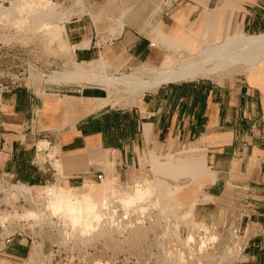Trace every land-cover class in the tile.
Instances as JSON below:
<instances>
[{
	"label": "crops",
	"instance_id": "1",
	"mask_svg": "<svg viewBox=\"0 0 264 264\" xmlns=\"http://www.w3.org/2000/svg\"><path fill=\"white\" fill-rule=\"evenodd\" d=\"M203 1H208L210 10L214 0H183L181 5H187L171 17L173 24L160 21V31L172 35L175 27L180 32L182 27L192 29L208 13ZM215 1L225 18L237 11L236 6L227 8L231 3L247 6L244 31L264 28V0ZM194 14L198 18L191 22ZM68 32L77 60L103 58L108 74H129L148 65L161 67L170 53L153 43L157 32L151 39L131 26L100 45L94 41L96 36H88L86 27L72 26ZM87 41H91L89 47H80ZM248 67L249 74L233 82L217 83L212 78L170 82L147 91L138 104H107L91 112L84 111L90 101L100 98L93 87L44 93L16 86L8 95L11 113L6 123L10 128L0 133V177L27 185L61 180L51 152H57V165L62 162L68 181L98 180L100 173L107 176V167L114 170L109 173L120 170L122 176L123 171L140 165L145 150H176L195 143L185 151L206 150L210 159L209 175L198 195L205 201L195 202L194 188L186 194L182 188L175 194L176 204L190 205L196 219L249 230L233 264H264V73ZM79 87L81 96L76 94ZM47 101L51 104L45 111ZM42 142L48 147L40 148ZM40 153L45 155L43 162L38 161ZM12 245L10 252L16 258H26L22 242Z\"/></svg>",
	"mask_w": 264,
	"mask_h": 264
},
{
	"label": "rangeland",
	"instance_id": "2",
	"mask_svg": "<svg viewBox=\"0 0 264 264\" xmlns=\"http://www.w3.org/2000/svg\"><path fill=\"white\" fill-rule=\"evenodd\" d=\"M51 1L60 5L58 12L71 11L73 14V16H70V20L67 19L60 22V25L63 26V32L59 34L58 38L48 33L21 31L13 24L12 18H6L2 21L3 23L0 22V133H5L10 128L9 122L6 123V118H9L8 115L11 113L8 105V95L16 86H23L30 90H36V92L52 93H59L66 89L73 91V89L77 88L76 86H90L93 87L92 90L100 97L98 99L102 101L110 100L109 104L115 106L138 104L142 102L147 92L137 99L122 91H115L98 83L87 82L84 80L85 76L78 74L76 71L75 63L81 61L77 60L75 56L74 47L72 46L73 42L69 37V27L76 25L86 27L89 37H97L94 41L96 40L98 45L118 37V35L115 36L111 33L104 22L95 24L90 16V13L96 11L106 0H84L83 7L75 5L78 0ZM171 2L172 0L147 1L146 4L141 6L138 15L132 18L131 23H127L125 26H131L151 38L150 30H152V26L149 23H152L156 28L158 27V29L161 28L160 24H163L160 22L162 20L173 24L171 17L179 9L187 5V2L184 5H181L180 2L177 6L170 8ZM216 6L217 2L214 0L211 3L213 8L210 7L209 11L216 9L218 7ZM234 6H236L237 11L232 14L227 13L226 18L222 12L217 19L218 26L212 37L214 42L217 43L223 38L224 30L231 35L238 32L247 35L264 33V28L260 30L259 27L256 29L247 27L244 31L242 22L247 6L245 4L231 3L227 8L236 9ZM197 18L198 15H192L191 22L196 21ZM7 19L10 20V23L7 22ZM223 24L225 26L224 30ZM65 26L68 32V39ZM161 49L163 53L167 51L164 46ZM250 70L251 67L243 66L225 76L209 80L217 83L233 82L236 79L247 76ZM97 72L102 73L103 70ZM109 75L121 76V74ZM197 80L208 81L206 78ZM76 94L81 96L83 92L77 91ZM125 95L126 97H124ZM124 98H126V101L129 100V104L124 101ZM130 98H134L135 102L130 100ZM194 145L195 143L182 144L176 150L162 149L160 152L152 149L145 150L140 154V165L132 167L128 171H123L122 176H120V170L114 174L109 173V171H114L113 168H104L107 176L102 182L95 179H87L80 183L68 181L62 162H60L61 166L57 165L58 160L55 159L57 152H51L49 156L54 166L56 168L58 166L57 169L62 179L33 185L35 186L33 196H36L37 203L28 199L29 196H11V186L20 182L10 177H0V264H29L34 248L37 249V256L33 264H214V262L216 264H233L241 253V249L248 238L249 230L244 232L234 227V225L223 224L218 226L216 223L196 219L194 211L184 216L180 215L178 220L173 217H170L169 221L157 219V209H169L176 204L175 194L180 188H183L182 194H186L187 190L196 188L198 191L194 197L195 202L205 201L204 199L200 200L198 195L201 188L204 187V179L209 175L210 159L206 150H201L200 153L194 151L193 157H188L192 159L190 161L191 169L187 172L190 173L187 174L189 176H182L184 174L181 171L177 173L178 171L172 170V172H169L164 168H161L164 170H160L159 166L163 162L171 161L176 163V154L182 153L190 147H194ZM46 147H48L46 142L40 143V148ZM38 161H45V155L40 153ZM172 167L176 168L177 166L175 164ZM109 182H113L118 186V189H123L124 192L133 195L138 192L141 193L140 189L144 190L142 193H146L145 185L154 186L155 192L162 191L165 195L158 196L154 194L148 199L145 198L141 202L131 204L132 206L129 205L130 207L128 208L120 203L119 197H115L113 199L114 202L110 206L112 211H107L108 213L103 216V221L100 222V225H96L97 228H90V231L83 233L84 235L82 234V236H80L81 231H79L80 233L78 232L80 228L66 222L61 215L53 216L50 221L46 220L44 222L38 217L35 222L36 218H33L35 220L32 218L29 220V218L23 216L28 210L46 209V205L49 202V194L47 190L40 191L39 186H64L68 191L77 189L82 195L92 193L99 197ZM71 186L78 187L74 189ZM142 187L145 189H142ZM155 200H159V203L156 204ZM113 209L117 213H114ZM17 215L18 217H16ZM108 215L111 216L113 221ZM22 216L23 218H21ZM110 220L112 224L114 223L113 225H110ZM119 221L121 222L120 224L123 223L122 229H117ZM139 221H143V223L139 224ZM126 224L129 225L127 226ZM104 225H108L107 230H105ZM109 228H115L117 231L115 230L116 232H114L112 230L109 236L107 234L111 230ZM95 229L98 232H93ZM130 230H132L133 234L132 232L130 233ZM101 232L103 233L102 236H100ZM194 232L197 243L196 241L191 242L188 240L189 234ZM93 234H97L99 237H94ZM91 235L94 239H90ZM212 235L217 236L216 242L211 241ZM172 236L173 238L171 239ZM202 240L208 242L205 249L201 248ZM17 241L23 243L22 247L25 248L27 253L26 258H16L10 252L12 244H16ZM168 254H172L173 258L171 260H168ZM211 256L214 257L211 258ZM222 258L225 260L223 261Z\"/></svg>",
	"mask_w": 264,
	"mask_h": 264
},
{
	"label": "bare ground",
	"instance_id": "3",
	"mask_svg": "<svg viewBox=\"0 0 264 264\" xmlns=\"http://www.w3.org/2000/svg\"><path fill=\"white\" fill-rule=\"evenodd\" d=\"M147 1L149 2L150 0H106L105 3H103V5L97 8L96 11L90 13V16L92 17V20L94 21L95 24L104 22L111 31V33L117 36L122 33L125 25L127 23H131L132 18L138 15L141 6L143 4H146ZM202 4L207 9L208 13L203 15L196 22V24L192 29H185L182 27V29H180L181 30L180 32L179 31L180 27H175L174 34L168 35L162 33L160 29H158V27L156 28L155 26H153L152 23H149V25L152 26V30H150V35L157 32L156 36L153 35V43L155 45H159L160 47L161 46L166 47V49L170 52L161 67L148 65L142 70H138L133 73L123 74L119 77L118 76L115 77V76H110L107 73V68H108L107 63L103 58H101L100 60H96L92 62H87V61L76 62L75 67L77 73L81 75L83 74V76H85L84 80H86L87 82L96 83V84L98 83L105 87L112 88L115 91H119V92L122 91L123 93H127L129 96L131 97L133 96L134 98L137 99L141 98V96H143L146 91H156L163 84H167L170 82L196 80L199 78H219L243 66L248 67L251 65L252 69L256 71L258 74L264 73V33L257 35H246L245 33L238 32L234 35H231L229 32H225L224 30L225 26L223 24V30H224L223 38L216 43L214 42L212 37L214 35L215 29L218 26L217 19L220 17L221 9L217 7L216 9L210 12L208 9V1H203ZM75 5L79 7L80 6L83 7L84 0H78L75 3ZM59 7H60L59 4L54 3L51 0H12L9 6L0 7V22L4 21L6 18L9 19L12 18L13 24L19 30L21 29V31L23 30L26 32L28 31L33 33H37V32L48 33L49 35L52 34L55 38L56 37L58 38L59 34L63 32V26L60 25V22L69 19L71 15L73 16L71 11L58 12ZM7 22L10 23V20H8ZM90 42L91 41H87L81 44L80 47H89ZM99 70H103V72L98 73L97 71ZM124 97H126V95ZM48 98L55 99L57 101L60 99V97H58L57 95H48ZM124 99H125L124 101H126V98ZM133 99L130 98V100ZM128 101H126L127 104H129ZM109 103L110 100L102 101L97 98L93 101H90L91 105L89 104L90 106L88 105L86 111L84 112L99 110L105 107ZM50 104L51 103L49 101L46 102L44 108L45 111H47V107ZM194 151L196 150H192L191 152L188 150L182 153H178L177 159H175L176 163L174 162L172 163L171 161L160 163L159 164L160 170L165 169L169 172L175 170L176 172L178 171L177 173L181 171V173L184 174L182 176H188L187 174L190 173L187 172L191 169L190 161L192 160L191 158L193 157ZM175 164L177 167L173 168L172 166ZM155 186H157V184H155ZM11 187H12L11 196H24V197L29 196L30 198L28 197V199H31L33 202L37 201L35 198L36 196H33L35 186L27 185L20 182L19 184H14ZM39 187H40V191L47 190L49 194V202L46 205V209H39L37 211L28 210L26 211L25 214H23V216L29 218V220L31 218L32 219L36 218V220L33 219L35 220V222L37 221V217H38L41 218L42 221L44 222L46 220L50 221V219H52L53 216L61 215V217L66 222L71 223V225H73L74 227L80 228V230H78V232L81 231L80 236H82V234L87 232L90 228L96 227V225L97 226L100 225V222L103 221V216L108 213L107 211L109 210L112 211L110 206L114 202L113 199L115 197H119L120 203H122V205L128 208L130 207L129 205L135 202L136 203L141 202V200H144L145 198L148 199V197L150 198L154 196V194L158 196L165 195V193L162 191H159L158 193L155 192L154 186L152 187L149 185H145L146 193L145 192L142 193V191L144 190L140 189L139 191H141V193L138 192L139 193L138 194L136 192L137 194L133 195L131 193L124 192L123 189H118V186H116L113 182H109L106 185L104 191L99 197L92 193L87 195L86 194L82 195L77 189L74 191H68L64 186L53 185L47 187H43V186H39ZM73 188L75 189V187ZM143 188L144 187H142V189ZM195 190L196 192L198 191L196 188ZM155 203L156 204L159 203V200H155ZM157 210H158V214H157L158 220L169 221L170 217H173L178 220L180 215L184 216L185 214H189L192 208L190 205H187L186 203L184 205L175 204L169 209L159 208ZM113 212L115 213L116 211H114L113 209ZM23 216L21 218H23ZM16 217H18V215ZM112 221L110 225L114 224V223L112 224ZM141 222L143 223V221ZM141 222L139 221V224H141ZM120 223L121 222L119 221L117 229L123 226V223L122 224ZM107 226L108 225H104V227L106 228V229L104 228L105 230H107ZM124 227L127 228L126 226ZM112 230H114V232L117 231L115 228L114 229L112 228L110 232L107 233L109 236ZM94 231L97 230L95 229L93 230V232ZM131 232L132 230H130V233ZM102 234L103 233L101 232L100 236H102ZM96 236L97 234L94 235V237ZM195 236H196L195 232L190 233L188 236V240L191 242L192 241L195 242L196 241ZM94 237L92 238L91 235L90 239H94ZM172 238L173 236L171 237V239ZM216 240H217V236L212 235L211 241L216 242ZM207 243L208 242H206V240H202L201 248L202 249L207 248ZM182 244L184 243L182 242ZM36 253H37V249L34 248L33 255L30 259V262L33 261L32 264L34 263V259H35L34 256H36ZM213 257L214 256H211V258ZM167 258L168 260H171L173 258L172 254H168ZM214 264H216V262H214Z\"/></svg>",
	"mask_w": 264,
	"mask_h": 264
},
{
	"label": "built area",
	"instance_id": "4",
	"mask_svg": "<svg viewBox=\"0 0 264 264\" xmlns=\"http://www.w3.org/2000/svg\"><path fill=\"white\" fill-rule=\"evenodd\" d=\"M11 1L12 0H0V7H5V6L9 5L11 3ZM63 1L65 2V1H70V0H63ZM182 1L183 0H172V2H171L172 5H170V8L173 7V6H177ZM81 91H82V89L80 88L79 92H81ZM104 178H105V174L104 173H100L98 175V180L99 181L102 182L104 180Z\"/></svg>",
	"mask_w": 264,
	"mask_h": 264
}]
</instances>
